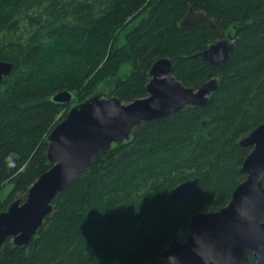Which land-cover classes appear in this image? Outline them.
Returning a JSON list of instances; mask_svg holds the SVG:
<instances>
[{
	"label": "trees",
	"instance_id": "1",
	"mask_svg": "<svg viewBox=\"0 0 264 264\" xmlns=\"http://www.w3.org/2000/svg\"><path fill=\"white\" fill-rule=\"evenodd\" d=\"M190 7L214 26L181 27ZM229 30L225 61L194 56ZM161 57L185 86L218 78L207 105L137 124L56 195L27 246L3 242L0 264H168L161 253L185 240L190 215L222 208L245 179L251 147L239 141L264 123V0H0V60L12 63L0 81V191L11 185L0 211L50 166L47 135L73 105L52 101L55 92L80 102L110 80L106 93L130 102L147 94ZM195 177L187 199L169 197Z\"/></svg>",
	"mask_w": 264,
	"mask_h": 264
},
{
	"label": "water",
	"instance_id": "2",
	"mask_svg": "<svg viewBox=\"0 0 264 264\" xmlns=\"http://www.w3.org/2000/svg\"><path fill=\"white\" fill-rule=\"evenodd\" d=\"M201 20L214 26L204 12L190 7L179 25L188 28ZM233 47L228 35L194 56L218 64L228 58ZM11 69V62L0 60V81ZM148 74L145 96L124 102L98 91L71 105L52 127L46 147L49 168L0 211V247L7 238L16 247L27 246L53 211L56 195L80 177L95 157L109 152L114 144L128 141L137 124L169 116L187 105L205 106L219 83L213 77L197 88L185 86L172 74V61L167 57L156 59ZM74 96L69 90H61L51 100L69 104ZM239 144L251 147L241 164L245 179L222 208L190 215L185 240L170 242L161 253L168 264H248V252L256 264H264V123L252 129ZM197 181L196 177L184 180L169 197L184 201Z\"/></svg>",
	"mask_w": 264,
	"mask_h": 264
},
{
	"label": "rangeland",
	"instance_id": "3",
	"mask_svg": "<svg viewBox=\"0 0 264 264\" xmlns=\"http://www.w3.org/2000/svg\"><path fill=\"white\" fill-rule=\"evenodd\" d=\"M144 16H146V14H142L139 19L135 20L134 23L131 24L130 28H128L126 30L124 29V30H122L121 32H119L117 34V45H120V44L123 43L125 32L127 30H130L131 27H133L135 24H137L139 22V20L142 17H144ZM229 32H230V34L233 33L231 30H229L228 33H227L228 35H229ZM227 34H226V36H228ZM231 41H233L232 38H231ZM130 68H131V65L129 63L123 64L120 67V69L118 70V75L119 76H123V75L127 74L130 71ZM110 83H111L110 80L104 81L103 83H101L100 85L97 86V90L98 91L99 90H104L105 92L109 93L110 90L112 89V85H110ZM76 102H78V101L74 99L73 101H71L70 104H74ZM66 110H67V107H66ZM62 111H64V109ZM10 190H11V185H6V186H4L1 189V191H0V205H1V208L3 207V203L2 202L5 200V198L7 197L8 193L10 192Z\"/></svg>",
	"mask_w": 264,
	"mask_h": 264
},
{
	"label": "flooded vegetation",
	"instance_id": "4",
	"mask_svg": "<svg viewBox=\"0 0 264 264\" xmlns=\"http://www.w3.org/2000/svg\"><path fill=\"white\" fill-rule=\"evenodd\" d=\"M248 257H249V261H250V259H251V258H253V259H254V261H255V263H254V264H256V260H255V258L253 257L252 253H249V252H248Z\"/></svg>",
	"mask_w": 264,
	"mask_h": 264
}]
</instances>
